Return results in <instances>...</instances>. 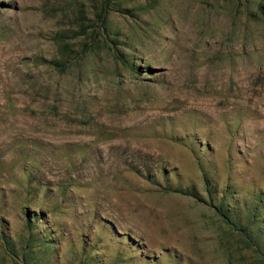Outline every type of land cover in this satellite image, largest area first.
Listing matches in <instances>:
<instances>
[{
    "label": "rangeland",
    "instance_id": "obj_1",
    "mask_svg": "<svg viewBox=\"0 0 264 264\" xmlns=\"http://www.w3.org/2000/svg\"><path fill=\"white\" fill-rule=\"evenodd\" d=\"M263 8L0 0V264H264Z\"/></svg>",
    "mask_w": 264,
    "mask_h": 264
},
{
    "label": "trees",
    "instance_id": "obj_2",
    "mask_svg": "<svg viewBox=\"0 0 264 264\" xmlns=\"http://www.w3.org/2000/svg\"><path fill=\"white\" fill-rule=\"evenodd\" d=\"M259 201H262V197H260ZM219 209L220 210L222 209L223 215L228 217V213H229L228 210H226V209L224 210V207L222 205H221V208H219ZM30 216L27 220L28 225H29L30 234H29V237L26 239L27 240L26 246L22 249V252H21V258L22 259H25L27 257V253H32V249L34 248L32 245V242L35 240L36 233H33L32 230L34 229V227H36V222L33 221ZM255 222H256V225L259 227L260 232L257 231L256 233H252V228H250V226H245V227H243L242 233H243V236L245 238L246 245L254 247L257 250V252L261 251V253H262V251L264 252V250L260 247V243L262 242V239H261L262 238L261 237L262 229L260 228L261 226H259L260 224L258 222V218H256V215L254 214L253 215V223H255ZM42 243L45 245H50L52 242H46V243L42 242ZM262 254H264V253H262Z\"/></svg>",
    "mask_w": 264,
    "mask_h": 264
}]
</instances>
